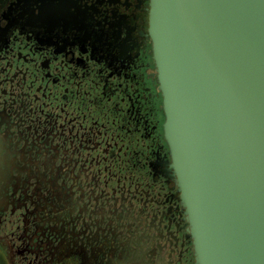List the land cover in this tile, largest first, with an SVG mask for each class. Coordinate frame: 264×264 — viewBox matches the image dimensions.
I'll return each instance as SVG.
<instances>
[{"label":"flooded vegetation","instance_id":"flooded-vegetation-1","mask_svg":"<svg viewBox=\"0 0 264 264\" xmlns=\"http://www.w3.org/2000/svg\"><path fill=\"white\" fill-rule=\"evenodd\" d=\"M149 11L150 0H0V226L16 264H196L164 138ZM92 109L106 110L103 133L119 138L116 148H103L109 157L117 150L108 171L116 177L126 163L132 177L103 174V220L82 230L94 203L82 209L74 201L82 188L70 187L71 212H63L50 161L59 132L64 148L71 136L88 135ZM140 166L153 180H139Z\"/></svg>","mask_w":264,"mask_h":264},{"label":"water","instance_id":"water-1","mask_svg":"<svg viewBox=\"0 0 264 264\" xmlns=\"http://www.w3.org/2000/svg\"><path fill=\"white\" fill-rule=\"evenodd\" d=\"M149 33L196 264H264V0H150Z\"/></svg>","mask_w":264,"mask_h":264},{"label":"rangeland","instance_id":"rangeland-1","mask_svg":"<svg viewBox=\"0 0 264 264\" xmlns=\"http://www.w3.org/2000/svg\"><path fill=\"white\" fill-rule=\"evenodd\" d=\"M153 87H154L155 91H158L156 86H153ZM103 102L105 103V105L108 103L106 99L103 100ZM92 104L93 103L86 104V106L87 105L93 106ZM158 109H159V106H158ZM87 112H89L90 116L92 115L91 117H89L90 119L86 121V123H90L89 126H91V127H87V131H88L87 136H80V135H78V136L74 135V137L71 136L68 139V143H67L68 146L66 148H64L61 146L62 144L60 143V140L63 139L66 135L62 136L61 132L58 133V137H59L58 138L59 139L58 144L59 145L57 144L58 147L54 148L56 151H54V154L52 156L53 159L50 161L52 163V166H54V168L52 170L56 174V176L53 174L50 175L47 173V177L45 179V181H52L51 180L52 177L55 176L53 178V182H52L53 193L57 196V198H58V200H60V202H62V203L64 202V204L67 205L66 206L67 210L63 211L65 213L71 212V209H70L71 208V204H70L71 200H70V197H68V194L70 193L68 190L70 189V187H71L72 193H73L75 188H77V187L82 188L74 195V201L77 200L76 199V197H77L78 198L77 202H79L80 205H82L84 203L86 205V207L88 205V202L94 203L95 207L94 206L91 207V210H93V212H90L91 218L86 219L85 226L83 227L82 230H85L86 228H88L89 226H91L93 224L99 225L100 221L103 220V205L101 204V199H103V181H101V180H103V174H106L109 177L110 176L115 177V173L114 172L111 173L108 170H110V169L113 170V168L116 167L118 165V162H119L117 159L118 157L116 155L117 150L115 151V153H112L113 154L112 157H109V155L111 154V151H108V153L103 152V148H104V150H106V149L112 150V149L116 148L114 142L119 139L117 136L113 137V136L108 135V137H107L103 133V114L106 112V110L104 109L103 113H101L100 111L95 113V109H92V110L87 111ZM94 118H98L101 120H98V122H96V119H94ZM105 119L110 120L108 117ZM160 119L162 120V118H160ZM160 119H159V122L161 121ZM156 126H157L156 127L157 132L159 133L160 123L156 124ZM90 129H91V131H90ZM87 138L90 140V142L88 141ZM158 138L161 140L160 135ZM123 139H124V141L126 140L125 137H123ZM105 141L107 144L103 143ZM133 144H134V142L130 143L131 146H133ZM145 145H146L145 142L140 138L139 148L141 151L145 149ZM123 151H124V149H123ZM120 154H121V156H123L122 151L120 152ZM63 155L67 156L66 162L64 161ZM53 160H57V161L54 162ZM32 161H36V158H32ZM59 161H61V162H59ZM105 163H106V165H104ZM117 177H122L123 179H126V177H127L130 180L132 177L131 165L126 164V163L123 164V172L120 175H117L115 177V179ZM55 180H71L72 186H74L73 184H75V186L74 187L69 186V184L67 185L65 181H61V182L58 181V183H54ZM139 180H153V178H152V176H150V174L146 170H144L140 166V168H139ZM155 180H158V179L156 178ZM21 181H23V180H21ZM53 183H54V185H53ZM172 184L173 183L171 182L170 186H172ZM34 186H35V184H33L32 187H34ZM48 186L51 187L50 182H48ZM61 186H67L68 189H67V191H65V193H63L64 191L61 189ZM81 198H83L84 202H82L80 200ZM109 202H110V200H109ZM74 205L76 206V208H78V205H76V204H74ZM87 208H89V207H87ZM82 209H84L83 205H82ZM128 209H130V208L128 207ZM130 210L131 211L126 215L129 218H126V219L128 220L129 225L132 224L131 226H136L138 224V219H137L136 215L135 216L133 215L132 209H130ZM95 212H96L95 219L97 218V220H94V218H93V213H95ZM75 213H77V211ZM60 219L61 220L64 219L67 223L69 222L70 224L75 225V217L74 216H72V222H71L70 218L67 220V218L64 216V214L60 215ZM19 221H21V223H22V220H18L16 222H14L13 225H11V231H17L19 229V224H20ZM55 223H57V222H55ZM57 225H59V224L57 223ZM61 241H63V240H61ZM74 259L78 260V255H76ZM71 262L72 263H69V262L61 263V262H59L58 264H74L73 260Z\"/></svg>","mask_w":264,"mask_h":264},{"label":"crops","instance_id":"crops-1","mask_svg":"<svg viewBox=\"0 0 264 264\" xmlns=\"http://www.w3.org/2000/svg\"><path fill=\"white\" fill-rule=\"evenodd\" d=\"M4 226H0V264H16Z\"/></svg>","mask_w":264,"mask_h":264}]
</instances>
